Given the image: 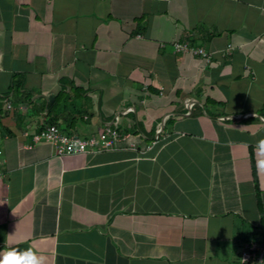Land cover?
Listing matches in <instances>:
<instances>
[{
    "label": "crops",
    "instance_id": "1",
    "mask_svg": "<svg viewBox=\"0 0 264 264\" xmlns=\"http://www.w3.org/2000/svg\"><path fill=\"white\" fill-rule=\"evenodd\" d=\"M261 111L264 0H0V249L255 264L241 252L264 248ZM113 121L135 149L58 156L31 138L49 124L98 137Z\"/></svg>",
    "mask_w": 264,
    "mask_h": 264
},
{
    "label": "built area",
    "instance_id": "2",
    "mask_svg": "<svg viewBox=\"0 0 264 264\" xmlns=\"http://www.w3.org/2000/svg\"><path fill=\"white\" fill-rule=\"evenodd\" d=\"M230 47V46H229ZM176 52L189 51L194 55L201 56L204 60L209 61L211 56L208 51L200 46H191L186 42L174 43ZM8 107H11L8 104ZM32 142L46 141L55 148V154L61 156L63 154L80 153L89 148H94L103 144L104 146H116L117 143H126L132 149H135V142H133L132 135L129 132H120L116 121L107 124L103 127L99 136L90 135L88 137H81L76 134L62 131L54 124H49L43 127L38 132L32 135ZM153 141L151 144H153ZM151 145H148L149 148ZM264 250L257 245H248L241 252V262H262Z\"/></svg>",
    "mask_w": 264,
    "mask_h": 264
},
{
    "label": "clouds",
    "instance_id": "3",
    "mask_svg": "<svg viewBox=\"0 0 264 264\" xmlns=\"http://www.w3.org/2000/svg\"><path fill=\"white\" fill-rule=\"evenodd\" d=\"M258 154L257 172L264 173V138L257 142ZM0 264H45V257L38 255L37 252L29 247L21 250L11 245L0 249Z\"/></svg>",
    "mask_w": 264,
    "mask_h": 264
},
{
    "label": "trees",
    "instance_id": "4",
    "mask_svg": "<svg viewBox=\"0 0 264 264\" xmlns=\"http://www.w3.org/2000/svg\"><path fill=\"white\" fill-rule=\"evenodd\" d=\"M260 113H261V115L264 116V111H261ZM262 242H264V241H262ZM262 242H261V243H262ZM255 243H258V244L261 246V249L264 250V248L262 247V245H261L259 242H255ZM263 260H264V252H263V259H262V262H263ZM254 263L256 264V262H254ZM258 263H261V262H258Z\"/></svg>",
    "mask_w": 264,
    "mask_h": 264
}]
</instances>
